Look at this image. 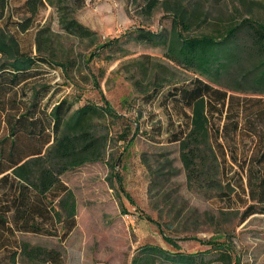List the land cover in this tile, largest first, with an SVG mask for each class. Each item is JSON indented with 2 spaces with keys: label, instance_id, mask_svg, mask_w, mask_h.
I'll return each mask as SVG.
<instances>
[{
  "label": "trees",
  "instance_id": "obj_1",
  "mask_svg": "<svg viewBox=\"0 0 264 264\" xmlns=\"http://www.w3.org/2000/svg\"><path fill=\"white\" fill-rule=\"evenodd\" d=\"M132 1L146 16L163 8L173 19L166 36L138 29L135 40L164 46L167 61L193 75L178 85L157 78L148 85L133 82L143 104L159 103L167 114L166 136L168 143L179 144L188 189L237 200L236 189L245 193L246 179L248 203L241 222L264 215V15L255 14L250 4L246 16L231 13L213 32H203L207 18L200 17V9L173 0ZM211 1L214 6L225 2ZM86 3L0 0V264H65L60 250L24 238L66 241L77 228V204L62 176L88 164L108 163L104 127L117 118L111 107L87 104L74 110V102H53L51 87L39 85L51 69L63 67L62 61L71 66L72 52L61 50L57 40L62 34L53 31L51 22L43 24L41 14L51 9L66 38L95 44L97 34L77 19ZM129 133L119 140L127 141ZM154 133L146 134L154 139ZM155 135L163 137V129ZM222 141H247L249 151L229 155ZM230 160L238 165V182L226 180ZM213 250L218 262L235 264L224 245ZM196 258L145 246L132 264H196Z\"/></svg>",
  "mask_w": 264,
  "mask_h": 264
},
{
  "label": "rangeland",
  "instance_id": "obj_2",
  "mask_svg": "<svg viewBox=\"0 0 264 264\" xmlns=\"http://www.w3.org/2000/svg\"><path fill=\"white\" fill-rule=\"evenodd\" d=\"M171 3L200 9V17L207 18L203 32H213L231 13L246 16L250 4L255 14L264 15L256 5H264V0H225L216 6L211 0ZM77 19L97 34L95 44L66 38L51 9L41 14L43 24L51 22L53 31L62 34L57 40L61 50L72 52L71 66L62 61L63 67L51 69L39 85L51 87L53 102L63 98L74 102V110L87 104L111 107L117 118L104 127L109 136L108 163L88 164L62 176L77 204V228L66 241L30 236L24 240L60 250L65 264H132L145 246L195 255L196 264H222L213 250L221 244L231 251L235 264H264V215L241 222L248 203L247 180L245 193L236 189L237 200L234 195L228 199L189 190L179 144L168 143L167 114L159 103L143 104L133 86L136 80L148 85L154 78L185 84L193 77L167 61L164 46L135 40L138 29L166 36L173 27L172 17L163 8L146 16L132 0H87ZM115 39L121 40L117 46L106 47ZM92 52L96 55L90 56ZM168 86L163 89L166 93ZM158 128L163 137L155 135ZM129 130L128 140H119ZM152 130L154 139L147 136ZM222 143L229 155L249 151L247 141ZM230 165L226 180L238 182V165L232 160Z\"/></svg>",
  "mask_w": 264,
  "mask_h": 264
}]
</instances>
